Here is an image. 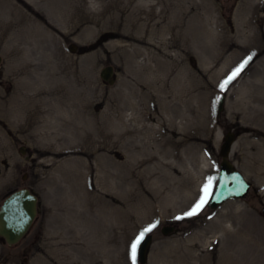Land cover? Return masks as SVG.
<instances>
[{
  "label": "rangeland",
  "instance_id": "rangeland-1",
  "mask_svg": "<svg viewBox=\"0 0 264 264\" xmlns=\"http://www.w3.org/2000/svg\"><path fill=\"white\" fill-rule=\"evenodd\" d=\"M85 1L87 6L54 0L79 26L57 15L60 30L44 17L53 43L28 58L0 43V205L22 188L37 198L27 235L14 246L0 238V264H56L57 242L85 244L83 236L93 231L104 253L70 264H131L130 245L151 224L156 227L145 234L152 237L145 264H264V123L246 118L264 110V0H153L147 20L144 14L124 17L129 0L108 7L110 0ZM245 20L252 37L247 54L240 51L244 37H238ZM116 27L151 29V53L163 58L166 51L167 64L172 67L174 58L176 69L127 71L154 62L119 49ZM222 40L232 44L226 62L215 47ZM56 49L68 62L51 57ZM105 67L113 69L111 84L100 77ZM181 78L196 88H185L179 105ZM161 87L183 118L162 123L147 117L157 103L141 94ZM129 102L146 114L137 118ZM226 133L235 136L228 159L249 182V193L214 210L206 203L197 215L186 216L209 180L210 193L215 189ZM51 145L61 149L45 148ZM92 192L102 200L101 221L74 233L68 229L71 209L83 213ZM106 220L118 223V231H108ZM169 225L175 232L162 235Z\"/></svg>",
  "mask_w": 264,
  "mask_h": 264
},
{
  "label": "bare ground",
  "instance_id": "bare-ground-1",
  "mask_svg": "<svg viewBox=\"0 0 264 264\" xmlns=\"http://www.w3.org/2000/svg\"><path fill=\"white\" fill-rule=\"evenodd\" d=\"M2 4H0V43L3 45H6L7 48L12 49V52H15L19 55V57L28 58L32 54H36L37 51H39L41 48L45 49L46 46L44 43L51 42L52 36L51 31L49 29V26L46 24V21L44 17H46L51 23L55 24L56 26L60 27L61 24H56V19L54 20V17L57 18V15H59V19L61 22L68 23L70 21H73V24H75V28L79 25L77 24V21L75 18H73L72 12L62 9L58 10L57 7L54 4V0H0ZM74 4H83L84 6H87V2L85 0H71ZM94 4H101L103 0H95ZM115 0H110V2L107 3V7L109 4H111ZM106 5V4H105ZM46 7V8H45ZM127 7H129L127 9ZM139 8H142L144 10H141ZM138 9V10H137ZM154 10V4L153 0H129L128 5L126 6V11L123 14L124 17L126 15V19H129L127 14H134V18L138 17L141 14L146 15L144 18L147 20L149 14ZM49 11V13L46 12ZM143 19V20H145ZM144 23H141L143 25ZM138 25V24H137ZM127 26V25H126ZM250 26V22L248 20H245L242 26V31L238 33V37L243 38L242 48H240V51L243 52V54H247L248 44L252 42V37L250 34H247L246 28ZM133 27H136L135 25ZM138 28V27H136ZM62 30V28H59ZM151 29H146V27L142 28V31L136 32L134 28L132 30H123V28H115V32H113V35L118 38V42L116 43L117 47L122 50H126L128 48H131L132 56L138 57L140 55L145 56V59H150L154 62L153 65L144 64L143 68L138 67H132L127 66V68H133L129 69L127 71H174L176 69V65L174 64V58H170V61L172 63L171 65L167 64L166 61V51L163 53V58L158 56L157 54L151 53V42H150V35L148 32H151ZM25 35H28V37H25ZM30 36H33L32 39ZM225 39V38H224ZM240 43V44H241ZM41 45V46H40ZM240 46V47H241ZM181 50L184 52L185 50H189L187 47L180 45ZM215 47L217 50V54H221L225 56V59L223 62H226L229 55V51H232V44L231 42L225 40V41H215ZM242 49V50H241ZM58 53H56L54 50L52 51L51 57L58 55L60 59H64L66 62H68V58L65 57L59 49ZM130 51V50H129ZM234 52V51H233ZM217 58V55L214 54L210 57V59ZM211 60V62H212ZM209 62V63H211ZM68 64V63H67ZM227 65V64H226ZM23 67V66H22ZM29 67H25V70H28ZM191 80V77L189 78ZM183 79L180 80V88L179 91H177L175 95V99L178 100L179 105L182 101V93L187 89L190 93L195 90L196 86L193 85V80L189 83L188 80L182 82ZM185 83V84H184ZM186 88V89H185ZM176 91V90H175ZM173 91V92H175ZM58 94V93H56ZM148 94H150L151 97L155 100V106L157 103V108L155 113H149L146 114L147 111L142 109L138 103L129 102L127 106L131 107L134 111L139 112L137 115V118H142L144 114L147 115V117L150 120L158 119L162 123H172L174 119L176 118H183V114L177 110L178 106L176 107V102L167 100V94L168 92L165 91V87L159 88L155 92L151 91H143L141 96L143 98H147ZM155 94V95H153ZM184 94V93H183ZM66 95V94H65ZM67 96V95H66ZM78 112L82 114L84 111L83 108L78 106L77 108ZM145 111V112H144ZM144 112V113H143ZM249 121H251L252 124L255 123H264V110H255L252 114H248L246 117ZM255 121V122H253ZM234 144V143H233ZM47 150H55L58 151L59 146H45ZM44 148V149H45ZM232 150V148H231ZM101 206H102V200L98 198V196L92 192L85 201H83V207H85V210L83 213H80L77 211V209H71V219L73 221V225H68V229L73 231L74 233H80L81 229L80 227L84 229H90V227H95V225L99 223V219L101 221ZM105 223V224H104ZM103 225L108 229V231L113 230L114 232H117L119 227V224L114 222L111 223L109 220H106ZM95 224V225H94ZM126 226V224H125ZM102 231V230H101ZM85 239V244H74L72 246L71 244L66 245L63 241H59L56 243L55 248L53 250V253L55 254L56 258L60 259V262H57L56 264H70L71 260L79 258V257H91L93 258H99L102 253H104L101 250L100 245V238L99 234L97 232H87L85 236H83ZM87 243V244H86ZM73 247V248H72ZM92 253V254H91ZM184 256H179V258ZM185 259V258H184ZM64 260V261H62Z\"/></svg>",
  "mask_w": 264,
  "mask_h": 264
},
{
  "label": "water",
  "instance_id": "water-1",
  "mask_svg": "<svg viewBox=\"0 0 264 264\" xmlns=\"http://www.w3.org/2000/svg\"><path fill=\"white\" fill-rule=\"evenodd\" d=\"M74 51L73 46L69 47ZM113 75L112 67H105L100 72L104 82L111 84ZM222 109V102L219 105V112ZM235 141L232 133L224 135L219 155V176L213 193L211 194L207 207L214 210L228 200L243 199L250 190V184L243 175L229 161V153ZM37 213V198L26 188L19 189L6 197L0 206V237L8 246L19 243L29 232ZM264 216V208L262 209ZM175 232L173 226H164L161 229L162 235H169ZM152 242L151 235L144 236L137 247V257L140 264H145L149 246Z\"/></svg>",
  "mask_w": 264,
  "mask_h": 264
},
{
  "label": "snow or ice",
  "instance_id": "snow-or-ice-1",
  "mask_svg": "<svg viewBox=\"0 0 264 264\" xmlns=\"http://www.w3.org/2000/svg\"><path fill=\"white\" fill-rule=\"evenodd\" d=\"M251 60V57L246 58L231 74L230 76L220 85L221 89H225L227 85H229L241 72L242 69L246 65H248L249 61ZM211 180H209L204 187L201 189L202 195L200 199L197 201V203L193 206V208L186 213V216H195L198 214L199 210L208 202V197L210 196V186H211ZM177 219H181L180 217H177ZM155 224H151L145 229H143L139 235L136 237L135 240L132 241L130 248H129V254H130V260L131 264H135L136 261V250L141 241L143 240L146 233L151 232L153 228H155Z\"/></svg>",
  "mask_w": 264,
  "mask_h": 264
}]
</instances>
